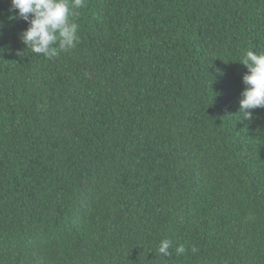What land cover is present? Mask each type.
Returning a JSON list of instances; mask_svg holds the SVG:
<instances>
[{
    "label": "trees",
    "instance_id": "obj_1",
    "mask_svg": "<svg viewBox=\"0 0 264 264\" xmlns=\"http://www.w3.org/2000/svg\"><path fill=\"white\" fill-rule=\"evenodd\" d=\"M78 11L47 59L0 0V264H264V108L238 113L264 0Z\"/></svg>",
    "mask_w": 264,
    "mask_h": 264
},
{
    "label": "clouds",
    "instance_id": "obj_2",
    "mask_svg": "<svg viewBox=\"0 0 264 264\" xmlns=\"http://www.w3.org/2000/svg\"><path fill=\"white\" fill-rule=\"evenodd\" d=\"M84 7L86 0H11L13 18L18 17L28 25L19 39L31 53L47 59L77 46L79 25L75 18ZM240 63L248 72L242 77L244 88L238 101V113L241 118L251 120L252 110L264 108V51L248 50ZM171 245L167 238L159 241V254L168 257ZM175 251L185 253V245H178ZM191 251L196 252V247L192 246Z\"/></svg>",
    "mask_w": 264,
    "mask_h": 264
}]
</instances>
